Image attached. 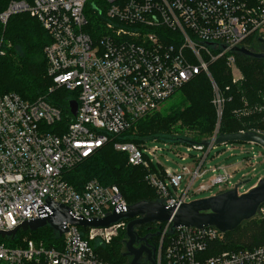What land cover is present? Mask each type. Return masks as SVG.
Returning <instances> with one entry per match:
<instances>
[{"label":"built area","instance_id":"obj_1","mask_svg":"<svg viewBox=\"0 0 264 264\" xmlns=\"http://www.w3.org/2000/svg\"><path fill=\"white\" fill-rule=\"evenodd\" d=\"M22 13L36 19L51 39L43 49L46 75L52 82L48 94L58 89L74 94L77 111L72 116L68 110L71 120L63 129L59 127L61 110L44 97L28 102L15 93L0 92V232L46 216L49 202L86 220L111 215L117 204L128 206L116 186L89 181L78 192L64 173L105 145L110 136L130 130L157 111L195 76L205 74L217 129L208 144L186 145L204 154L192 158V168L154 165L164 150H150L148 144L113 145L115 151L126 154L128 165L147 170L146 181L155 189L158 202L166 206L187 203L192 184L205 173L207 149L233 144H215L225 104L230 101L225 94L243 81L233 48H245L253 34L262 32L264 0H11L0 12V28L6 27L11 16ZM218 59H223L231 77V85L224 90L208 70ZM242 105L233 111L237 119L264 110V105L248 106L245 100ZM239 133L264 136L260 130ZM210 173L209 182L199 185L196 192L219 185L239 189L243 183L241 178L232 184L234 175L226 167L211 168ZM185 178L188 185L182 190ZM259 211L264 216L261 207ZM126 225L120 221L85 230L67 225L54 247L28 238L14 248L0 242V264H108L94 254L90 242L99 239L108 244ZM224 237L215 227L173 228L165 223L154 263L264 264V243L252 249L216 252L215 246ZM6 238L10 237H0Z\"/></svg>","mask_w":264,"mask_h":264},{"label":"trees","instance_id":"obj_2","mask_svg":"<svg viewBox=\"0 0 264 264\" xmlns=\"http://www.w3.org/2000/svg\"><path fill=\"white\" fill-rule=\"evenodd\" d=\"M9 1L11 0H0V12L6 8ZM259 34L255 33L249 38L245 44L246 49L254 53L264 52V34L262 36ZM0 36L4 50V54L0 56V92L15 93L28 102L44 97L50 105L61 110L62 119L59 127L66 129L71 120L68 103L76 98L74 94L62 89L48 94L52 82L46 75L43 49L51 43L50 36L36 19L24 13L11 16L6 27L0 28ZM234 56L243 81L230 86L225 94L230 97V101L225 104L219 134H236L240 131L255 133L256 130L263 132L264 110L246 119H237L233 111L244 107L243 100L248 106L264 105V60L253 59L237 52ZM208 70L222 90L225 86L231 85L230 72L223 59L210 64ZM179 91L182 97L178 103L171 105L166 111H154L151 115L138 120L135 132L128 130L118 136H110L105 145L65 172L64 179L68 184L78 192L89 181H96L102 186H116L127 205L141 201L158 202L155 189L146 181L147 170L128 165L126 154L115 151L113 145L115 142L132 143L137 147L151 142L185 146L204 144L211 136L215 123L210 81L205 74H200ZM186 131L189 132L188 136H185ZM152 168L154 169V166ZM122 221L126 224L129 222ZM148 227L152 229L148 230ZM164 227L165 223L154 222L135 227L134 231L138 237L146 236L149 243V233L158 232L152 240L157 246ZM28 232L30 233L28 239L43 241L47 247H54V242L60 243L62 238L49 226L35 232H23L19 236H24ZM17 233L12 239H0V242L11 248L17 247L19 244ZM126 240V231L120 230L110 243L103 244L99 239H95L90 245L94 254L105 263L130 264V257L125 255ZM263 243L264 219L257 220L254 216L242 222L234 231L225 233L224 241L218 243L214 250L238 251L256 248Z\"/></svg>","mask_w":264,"mask_h":264},{"label":"water","instance_id":"obj_3","mask_svg":"<svg viewBox=\"0 0 264 264\" xmlns=\"http://www.w3.org/2000/svg\"><path fill=\"white\" fill-rule=\"evenodd\" d=\"M235 52L244 56L264 60L263 53H254L246 48H233ZM68 110L72 116L76 115L77 103L72 100L68 103ZM245 142L257 144L264 148V138L256 134H220L215 144ZM264 204V177L242 194L236 188L221 192L217 195L203 198L183 204L166 206L161 202L141 201L133 205L121 206L117 204L113 213L105 218L84 219L81 215L74 218L68 208L62 205L48 203L49 213L36 220L26 221L9 232H0V237L15 236L18 231L35 232L38 229L49 226L58 235L67 231V225L82 228H107L122 220H128L126 225L125 255L131 257L130 264H142L140 257L146 254L150 264H155L151 257V251L141 246L136 248L139 240L134 228L151 223H171L173 228H197L215 227L217 231L228 233L234 231L242 222L255 216L260 206Z\"/></svg>","mask_w":264,"mask_h":264},{"label":"rangeland","instance_id":"obj_4","mask_svg":"<svg viewBox=\"0 0 264 264\" xmlns=\"http://www.w3.org/2000/svg\"><path fill=\"white\" fill-rule=\"evenodd\" d=\"M86 18L89 20V16L86 14ZM91 24H94L95 21H91ZM264 34V28L262 32L259 34L262 36ZM181 92L178 91L174 96H172L168 101L164 102L160 105L157 109V112L166 111L169 107L173 104L178 103L181 100ZM156 112V111H155ZM215 112V111H214ZM152 113L148 114L151 115ZM215 114V113H214ZM138 122V121H137ZM137 122L130 128L131 132H135ZM216 115H215V123L214 129L212 131L211 136H209L204 144H208L214 135V132L217 129L216 126ZM187 132V133H186ZM185 132V136H188V131ZM154 141V140H153ZM203 144V143H200ZM150 150H154V148L162 149L164 152L162 154L157 155V159H154V165L158 163L163 166L164 168L177 170L180 169L181 166H186L187 168L193 167V160L192 158L195 156H199L200 158L204 156L203 153H199L197 151L189 150V148L182 144H173L167 142H151L147 145ZM206 157L205 163L202 166V171H204V175L202 178H198L192 184L190 191H189V198L187 202L208 198L214 195H217L221 192L231 190L232 186L223 187L221 185L213 187L210 191L198 193L196 190L198 189L199 185L203 183H208L209 179L211 178L210 169L214 167H226L228 170L234 175L232 184H235L243 178V183L239 186L238 193L242 194L243 192L247 191L252 184L256 183L258 179L264 177V148L257 145V144H250L245 142L233 143L228 144L226 147L217 146L215 149L208 148L206 152H208ZM158 154V153H157ZM256 157V161L252 160L251 158ZM188 185V179H184L182 182L181 188L185 190ZM261 209L264 210V204H262ZM260 209V208H259ZM255 214V218L257 220L264 219L263 214L259 211ZM23 233V232H22ZM22 233L18 232L17 235L19 237V244H21L22 240L28 238L27 236L30 233H26L24 236H19ZM117 236V235H116ZM116 236L114 238H116ZM113 238V240H114ZM18 244V246H19ZM126 251V250H125ZM131 257L129 258V263L131 262ZM144 259L142 260V264Z\"/></svg>","mask_w":264,"mask_h":264},{"label":"flooded vegetation","instance_id":"obj_5","mask_svg":"<svg viewBox=\"0 0 264 264\" xmlns=\"http://www.w3.org/2000/svg\"><path fill=\"white\" fill-rule=\"evenodd\" d=\"M151 229H152V227H148V230H151ZM157 234H158V232L149 233L148 239L150 240V243L147 242L146 236L145 237L144 236H142V237L139 236L138 237L139 240L135 244L136 248H139L141 246L147 247L151 251V257L153 258V260H154V256H155V252H156V246L152 243V240H153L154 236L157 235ZM145 235H148V234H145ZM151 235H153V236H151ZM143 259H144V262H143L144 264H150L149 261L147 260L146 254H143L140 257L139 261L140 260L142 261Z\"/></svg>","mask_w":264,"mask_h":264}]
</instances>
